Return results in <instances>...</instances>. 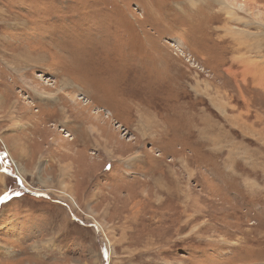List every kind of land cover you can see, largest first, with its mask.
Listing matches in <instances>:
<instances>
[{
    "label": "rangeland",
    "instance_id": "rangeland-1",
    "mask_svg": "<svg viewBox=\"0 0 264 264\" xmlns=\"http://www.w3.org/2000/svg\"><path fill=\"white\" fill-rule=\"evenodd\" d=\"M243 1L0 0V264H264Z\"/></svg>",
    "mask_w": 264,
    "mask_h": 264
},
{
    "label": "crops",
    "instance_id": "crops-1",
    "mask_svg": "<svg viewBox=\"0 0 264 264\" xmlns=\"http://www.w3.org/2000/svg\"><path fill=\"white\" fill-rule=\"evenodd\" d=\"M143 112V111H142ZM138 117H140V115L138 116ZM142 118L143 119H141L142 121H143V123H145L144 122V116H143V114H142ZM63 122V121H62ZM140 123V122H139ZM102 125V124H101ZM92 125H90V127H91ZM143 126H144V124H143ZM149 126H152V125H150V123H149ZM98 127V128H97ZM80 129V131L81 132H84V130L82 129V127H80L79 128ZM82 129V130H81ZM94 130H96V131H98L99 130V132L101 133V135H98V134H95V132L93 131L92 133H93V136L91 137V138H89L90 140H92V141H90V143H95L96 144V146L97 145H100V146H102L103 147V149L106 151V153L109 155V150H108V142H107V140H106V137L103 135V128L100 126V123L98 124H96V126H95V128H94ZM85 133V132H84ZM89 133V132H88ZM87 133V134H88ZM109 144H111V143H109ZM84 145H87V144H84ZM101 147V148H102ZM107 156V155H106ZM108 157V156H107Z\"/></svg>",
    "mask_w": 264,
    "mask_h": 264
},
{
    "label": "bare ground",
    "instance_id": "bare-ground-1",
    "mask_svg": "<svg viewBox=\"0 0 264 264\" xmlns=\"http://www.w3.org/2000/svg\"><path fill=\"white\" fill-rule=\"evenodd\" d=\"M232 1H240L241 3H236L237 5H238V7H240L241 9H243V7H244V1L243 0H232ZM15 35V34H14ZM73 98V97H72ZM80 98V97H79ZM74 99V98H73ZM84 103H86V105L85 106H87V102H86V100H84ZM99 111H101V110H97L96 108L93 110V113L92 114H94V115H96V117H98V116H100L101 114L99 113ZM59 130H62V129H59ZM64 136H66V137H68V136H70L68 133H66V135H64ZM73 201V200H72ZM73 203L75 204V201H73Z\"/></svg>",
    "mask_w": 264,
    "mask_h": 264
},
{
    "label": "snow or ice",
    "instance_id": "snow-or-ice-1",
    "mask_svg": "<svg viewBox=\"0 0 264 264\" xmlns=\"http://www.w3.org/2000/svg\"><path fill=\"white\" fill-rule=\"evenodd\" d=\"M0 199H2V198H0Z\"/></svg>",
    "mask_w": 264,
    "mask_h": 264
},
{
    "label": "flooded vegetation",
    "instance_id": "flooded-vegetation-1",
    "mask_svg": "<svg viewBox=\"0 0 264 264\" xmlns=\"http://www.w3.org/2000/svg\"><path fill=\"white\" fill-rule=\"evenodd\" d=\"M11 175V174H10Z\"/></svg>",
    "mask_w": 264,
    "mask_h": 264
},
{
    "label": "water",
    "instance_id": "water-1",
    "mask_svg": "<svg viewBox=\"0 0 264 264\" xmlns=\"http://www.w3.org/2000/svg\"><path fill=\"white\" fill-rule=\"evenodd\" d=\"M16 175V174H15Z\"/></svg>",
    "mask_w": 264,
    "mask_h": 264
}]
</instances>
